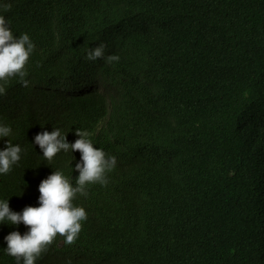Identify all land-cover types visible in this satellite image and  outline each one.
Returning a JSON list of instances; mask_svg holds the SVG:
<instances>
[{
    "label": "trees",
    "instance_id": "1",
    "mask_svg": "<svg viewBox=\"0 0 264 264\" xmlns=\"http://www.w3.org/2000/svg\"><path fill=\"white\" fill-rule=\"evenodd\" d=\"M36 44L29 86L10 77L0 120L32 152L0 175L13 210L81 153L49 162L37 132L76 128L117 157L109 183L77 194L88 218L36 264H264V0H3ZM105 56L89 60L90 46ZM76 90V92H70ZM23 194L19 195L22 192ZM5 224V223H4ZM0 224V264H16ZM7 233V234H6Z\"/></svg>",
    "mask_w": 264,
    "mask_h": 264
},
{
    "label": "clouds",
    "instance_id": "2",
    "mask_svg": "<svg viewBox=\"0 0 264 264\" xmlns=\"http://www.w3.org/2000/svg\"><path fill=\"white\" fill-rule=\"evenodd\" d=\"M0 7L10 8L11 4L0 0ZM106 47L107 43L103 41L90 46L86 51L87 59L104 57L109 63L119 61V54L105 56ZM35 49L30 33L24 31L15 35L11 21L0 14V94L6 92L5 84L10 77L18 76L22 85L29 86L30 81L25 78L28 75L26 65ZM13 131L11 124L0 120V140L10 138ZM75 131L77 139L74 142L68 140V133L60 127L37 132L31 142L39 145L48 164L61 151L71 152L75 160L74 153L79 150L80 159L73 166L78 170L75 183L63 169L56 168L39 183L38 205L29 204L17 211L11 208L10 197L0 198V224L5 223L4 228L7 223L19 225L23 222L29 226L23 234L17 228L4 236L7 244L3 249L15 258L16 264H36L58 235H63L68 244L78 239L88 212L83 204L75 203L77 194L86 195L90 184L107 185L109 173L117 166L116 155L94 146L87 130L76 128ZM4 144L0 147V175L8 174L21 161L22 155L32 152V148L13 143L11 139L5 140ZM22 194L23 189L19 195Z\"/></svg>",
    "mask_w": 264,
    "mask_h": 264
}]
</instances>
